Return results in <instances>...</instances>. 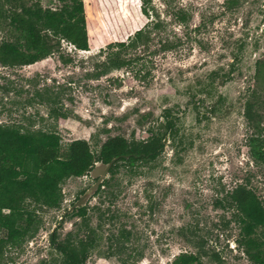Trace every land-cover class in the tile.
Returning <instances> with one entry per match:
<instances>
[{"label": "rangeland", "instance_id": "374dc122", "mask_svg": "<svg viewBox=\"0 0 264 264\" xmlns=\"http://www.w3.org/2000/svg\"><path fill=\"white\" fill-rule=\"evenodd\" d=\"M22 1L28 6L38 2L45 9L62 7L57 0ZM111 1L129 13V34L104 43L97 32V4L85 2L88 35L94 32L89 51L63 42V54L72 58L69 64L55 54L31 66L0 65V124L54 130L63 150L71 141L84 139L99 152L110 137L144 140L150 129L164 137L165 147L155 161L138 162L133 172L120 164L106 179L114 182V196L106 198L103 187L91 200V226L102 239L86 264H121L109 238L122 228L134 234L126 254L132 248L143 254L135 264H172L183 253L201 254L195 264H252L236 244L238 211L228 200L238 186L246 185L264 205V159L252 151L257 135L245 117V103L255 90L264 136V0H151L156 14L151 19L142 13L141 0ZM0 6L9 7L3 0ZM179 13L186 22L178 19ZM152 19L162 25L151 33L148 50L130 52L143 56V72L151 71L146 81L125 69L98 80L87 76L106 60L109 44L126 41ZM165 41L177 47L159 53ZM235 56L236 69L224 81ZM209 78L217 80L215 86L203 88ZM46 89L60 96L58 106L37 99ZM193 94L203 105L191 103ZM54 106L67 110L69 117L55 120L50 114ZM167 109L175 115L174 135L160 124ZM149 113L153 118L140 123ZM93 183L88 176L66 181L60 208L38 209L37 233L20 247L6 248L2 264H63L51 234L57 229L62 241L78 229L81 218L62 217ZM258 236L264 241V230Z\"/></svg>", "mask_w": 264, "mask_h": 264}, {"label": "trees", "instance_id": "16d2710c", "mask_svg": "<svg viewBox=\"0 0 264 264\" xmlns=\"http://www.w3.org/2000/svg\"><path fill=\"white\" fill-rule=\"evenodd\" d=\"M9 7L0 6V65L3 67L31 66L55 54H59L63 64L72 62V58L62 52L63 42L72 45L78 51H89V37L94 32L87 30L85 2L97 4V32L105 42L128 33L130 24L129 13L123 5L111 0H57L61 8H43L40 3L30 6L22 0H3ZM142 13L153 18L155 8L151 0H141ZM90 8V7H88ZM116 8L119 11L116 12ZM181 22H186V16L178 14ZM161 23L151 20L146 26L126 41H118L106 47V60L99 62L95 72L88 74L91 79L98 80L114 71L128 70L134 73V78L146 81L151 71L143 72L141 61L143 56H131L130 52L143 47L148 50L151 33L161 27ZM129 34V33H128ZM100 40V43H103ZM177 44L165 41L160 52L171 51ZM102 52V51H101ZM238 57L229 64L230 71L224 81H229L230 74L235 71ZM144 67V64H143ZM215 79H206L203 88L214 87ZM223 81V83H224ZM257 91L253 90L245 103V117L253 129L256 138L252 139L251 147L254 154L264 159V136L260 128L255 103L253 100ZM37 99L45 104L58 106L60 96L53 94L51 89L36 94ZM195 107L203 105L196 101L195 94L191 99ZM34 98L29 100L30 103ZM51 107V117L63 121L69 117V112L60 107ZM214 106H212V111ZM201 116L206 115L199 112ZM127 116V115H126ZM153 118L149 113L142 116L143 123ZM175 115L171 109L164 111L161 126L166 132L174 135ZM149 137L144 140H128L122 136L110 137L101 146L99 152H93L90 143L84 139H76L67 144L63 150L61 136L54 130L33 129L28 126L0 124V264H2L5 249L9 246L20 247L27 238H31L39 229L38 209H57L63 202V184L72 179L89 176L98 162L109 163L119 158L112 167L110 174L114 175L120 164L133 172L138 162L155 161L164 149V137H158L150 129ZM166 136V135H164ZM124 156H129L125 158ZM114 182L105 180L100 186L97 197L103 192L106 198L114 196ZM84 193V191L82 192ZM34 206L33 209L30 206ZM229 207L238 211L237 223L240 228V239L236 244L248 257L252 264H264V241L258 236L259 230H264V205L255 192L246 185L238 186L228 200ZM100 220L105 216L100 208ZM78 216L81 222L78 229L68 233L60 241L57 229L51 234V243L62 255L63 264H86L92 251L96 249L102 237L97 229L91 226L89 204L76 209L66 218ZM113 219L110 217L109 221ZM106 221V220H105ZM102 222L98 226L101 228ZM61 227V226H60ZM4 234V236H1ZM134 237L131 230L122 228L118 234L110 236L111 252L117 256L121 264H135L142 252L132 248L128 254L127 243ZM115 248V249H114ZM122 257V255H124ZM201 254H180L172 264H195Z\"/></svg>", "mask_w": 264, "mask_h": 264}, {"label": "water", "instance_id": "95a60500", "mask_svg": "<svg viewBox=\"0 0 264 264\" xmlns=\"http://www.w3.org/2000/svg\"><path fill=\"white\" fill-rule=\"evenodd\" d=\"M149 137V133H144L142 135L143 139H147ZM125 158H129V156H124ZM119 158H114L109 163L98 162L95 164L94 168L90 172V177L95 180L94 184L90 186L83 194L79 196L76 202L64 213L62 219H64L67 215L72 214L76 209L82 208L90 204L91 200L97 194L100 186L107 179L108 175L114 164L118 161Z\"/></svg>", "mask_w": 264, "mask_h": 264}, {"label": "flooded vegetation", "instance_id": "af4514ba", "mask_svg": "<svg viewBox=\"0 0 264 264\" xmlns=\"http://www.w3.org/2000/svg\"><path fill=\"white\" fill-rule=\"evenodd\" d=\"M88 176V175H87ZM88 177H90V175L88 176ZM91 178V177H90ZM92 179V178H91ZM93 180V179H92ZM94 182H95V180H93ZM104 183V182H103ZM94 184V183H93Z\"/></svg>", "mask_w": 264, "mask_h": 264}]
</instances>
